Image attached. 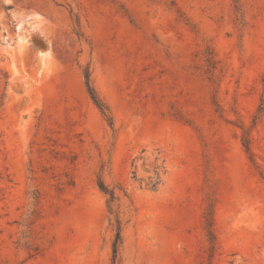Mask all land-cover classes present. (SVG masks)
Listing matches in <instances>:
<instances>
[{"label": "rangeland", "instance_id": "obj_1", "mask_svg": "<svg viewBox=\"0 0 264 264\" xmlns=\"http://www.w3.org/2000/svg\"><path fill=\"white\" fill-rule=\"evenodd\" d=\"M0 264H264V0H0Z\"/></svg>", "mask_w": 264, "mask_h": 264}, {"label": "trees", "instance_id": "obj_2", "mask_svg": "<svg viewBox=\"0 0 264 264\" xmlns=\"http://www.w3.org/2000/svg\"><path fill=\"white\" fill-rule=\"evenodd\" d=\"M86 83L88 86V90L90 92V95L95 102V104L98 106V108L101 110V112L110 120L111 123L112 121V115L109 107L106 105V103L100 98V96L97 94L95 88L93 87L90 79V74L86 73ZM100 188L105 192L107 195H109L112 199L115 198V192L113 190H110L104 182L100 183ZM120 238V232L118 233V239Z\"/></svg>", "mask_w": 264, "mask_h": 264}]
</instances>
